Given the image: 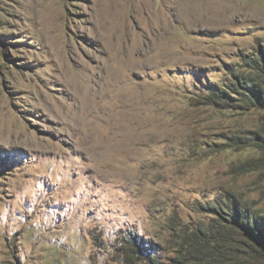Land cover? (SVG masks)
Segmentation results:
<instances>
[{
	"label": "rangeland",
	"instance_id": "374dc122",
	"mask_svg": "<svg viewBox=\"0 0 264 264\" xmlns=\"http://www.w3.org/2000/svg\"><path fill=\"white\" fill-rule=\"evenodd\" d=\"M242 223L264 0H0V264H264Z\"/></svg>",
	"mask_w": 264,
	"mask_h": 264
},
{
	"label": "trees",
	"instance_id": "16d2710c",
	"mask_svg": "<svg viewBox=\"0 0 264 264\" xmlns=\"http://www.w3.org/2000/svg\"><path fill=\"white\" fill-rule=\"evenodd\" d=\"M226 216V215H225ZM238 216V215H237ZM236 216V214L234 215V216H231V219L233 218L234 219V217H237ZM225 217H221V220L224 222V224L226 223V224H231L232 225V223L233 222H226L225 221V219H224ZM227 220V219H226ZM233 226V225H232ZM232 226H230L229 225V227H232ZM235 226H237V228H238V231L241 233V234H244V235H250L251 236V238H252V241L256 244V245H258V247H262L263 245H264V237L263 236H261L260 234H258V236H257V234H255L254 232L256 231V229H254V228H251V226L250 225H245L244 223H242V224H239V225H235ZM237 231V232H238ZM135 252V251H134ZM131 255H133V253H131ZM134 259H137V257H133V260ZM133 260L131 261V263L133 262ZM138 262V261H137Z\"/></svg>",
	"mask_w": 264,
	"mask_h": 264
}]
</instances>
